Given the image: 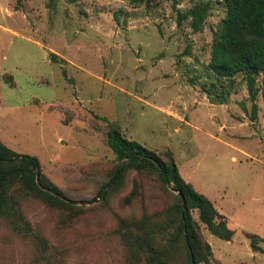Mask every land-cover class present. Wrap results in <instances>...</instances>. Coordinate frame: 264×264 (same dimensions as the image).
<instances>
[{"label": "rangeland", "instance_id": "rangeland-1", "mask_svg": "<svg viewBox=\"0 0 264 264\" xmlns=\"http://www.w3.org/2000/svg\"><path fill=\"white\" fill-rule=\"evenodd\" d=\"M210 2L200 31L178 12ZM0 0V139L36 156L77 219L23 202L29 233L0 222V264H132L118 217L155 213L170 199L152 177L130 202L133 170L104 200L115 167L109 124L157 151L171 150L182 178L207 196L234 231H200L212 264H264V84L254 99L240 77L208 67L223 0ZM54 53V61L50 54ZM176 193V191H172ZM195 220L198 216L192 211ZM45 239L38 243L33 233ZM246 233L258 235L253 251ZM199 264H205L200 262Z\"/></svg>", "mask_w": 264, "mask_h": 264}, {"label": "trees", "instance_id": "trees-1", "mask_svg": "<svg viewBox=\"0 0 264 264\" xmlns=\"http://www.w3.org/2000/svg\"><path fill=\"white\" fill-rule=\"evenodd\" d=\"M20 4L22 0H16ZM138 2L140 0H131ZM175 8L177 0H171ZM226 12L219 29L214 33L208 67L219 78L240 77L250 98L257 89L256 78L263 76L264 84V0H223ZM210 9V2L195 3L189 10L178 12L177 20L190 19V27L202 30ZM56 61L57 56L50 54ZM107 145L117 161L99 196L107 200L123 187L126 175L133 170L132 191L124 197L131 201L141 186L143 177L154 178L162 187L169 203L155 213L140 217H118L117 232L133 258L132 264H212L211 245L203 238L200 223L207 230L226 241L234 231L227 219L204 194L180 175L171 150L157 151L127 138L118 126L109 124ZM172 191H178L174 193ZM37 200L60 213V222L69 223L83 213L84 206L68 199L40 169L36 156L19 153L0 139V222L11 230L29 233L30 224L25 218L22 204ZM195 210L198 220L192 211ZM253 251L261 250V238L246 233ZM38 243L45 244L40 234L33 233Z\"/></svg>", "mask_w": 264, "mask_h": 264}, {"label": "water", "instance_id": "water-1", "mask_svg": "<svg viewBox=\"0 0 264 264\" xmlns=\"http://www.w3.org/2000/svg\"><path fill=\"white\" fill-rule=\"evenodd\" d=\"M176 193H178V194H179V192H178V191H176Z\"/></svg>", "mask_w": 264, "mask_h": 264}]
</instances>
